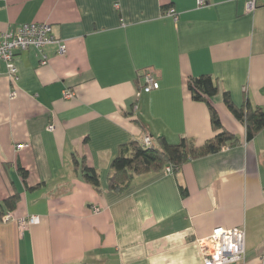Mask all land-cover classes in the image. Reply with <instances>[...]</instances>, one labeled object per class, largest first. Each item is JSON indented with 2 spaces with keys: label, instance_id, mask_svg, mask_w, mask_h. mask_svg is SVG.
Wrapping results in <instances>:
<instances>
[{
  "label": "crops",
  "instance_id": "1",
  "mask_svg": "<svg viewBox=\"0 0 264 264\" xmlns=\"http://www.w3.org/2000/svg\"><path fill=\"white\" fill-rule=\"evenodd\" d=\"M247 2L0 0V32L48 23L66 46L18 53L13 82L0 60V203L20 195L0 222V264H204L196 240L216 227H244L236 264H263L264 130L248 141L224 102L229 92L237 107L264 108V2L251 11ZM146 69L160 86L137 97ZM204 74L217 81L212 103L240 142L110 189L123 144L148 134L158 147L162 137L198 146L215 138L208 105L188 88ZM74 158L98 171L99 188Z\"/></svg>",
  "mask_w": 264,
  "mask_h": 264
},
{
  "label": "trees",
  "instance_id": "2",
  "mask_svg": "<svg viewBox=\"0 0 264 264\" xmlns=\"http://www.w3.org/2000/svg\"><path fill=\"white\" fill-rule=\"evenodd\" d=\"M188 88L192 92L195 101L204 102L208 105L211 114L212 125L218 134L215 138L198 146L194 140L183 137L177 143H171L164 137L160 138V146L153 145L144 147L142 141H131L123 144L118 155L111 163V175L109 176V188L115 191H124L132 182L135 176L151 171H161L167 165L172 167L174 172L179 171L182 165L188 161L218 153L225 146H234L240 139L224 129L219 113L212 103V98L220 92L217 81L211 75L204 74L191 77L188 81ZM224 102L238 121L246 128V139L251 141L255 136L264 130V108L253 107L248 102L244 107H237L232 101L229 92H224ZM75 164H82V173L86 181L96 188L100 186V175L95 168L88 166L85 159L79 161L74 158ZM27 171L23 175L27 177ZM182 194L187 195V189L180 186ZM20 195L15 194L0 203V222L8 213L17 209Z\"/></svg>",
  "mask_w": 264,
  "mask_h": 264
},
{
  "label": "built area",
  "instance_id": "3",
  "mask_svg": "<svg viewBox=\"0 0 264 264\" xmlns=\"http://www.w3.org/2000/svg\"><path fill=\"white\" fill-rule=\"evenodd\" d=\"M259 1L264 0H248L247 9L254 10ZM207 0H198L199 6H204ZM170 15H175V10L170 9ZM51 43H59V53L66 52V46L61 40H58L53 35L52 26L48 23L33 22L23 23L11 28L10 30L0 32V60L4 61L9 69L10 78L13 81L18 80V67L16 65V56L18 53L28 50L31 47L43 50V48ZM46 63L47 57L44 56ZM160 86L154 72L151 69H146L143 72V84L137 92V97L143 92H151L158 89ZM67 97H71L70 92H66ZM12 97L16 96V92L11 93ZM53 128L52 126L50 127ZM143 146L151 147L154 138L151 135H146L143 138ZM27 144L18 145L19 149H24ZM166 170L172 172V167L167 166ZM99 209L97 208L96 211ZM13 218L11 213L6 214L3 218L7 222ZM26 222L35 224L38 222V217H31L28 220H20L21 224ZM200 250L204 264H236L245 260L246 256V231L244 227L225 228L216 227L211 234L196 240ZM264 264V255L262 256Z\"/></svg>",
  "mask_w": 264,
  "mask_h": 264
}]
</instances>
